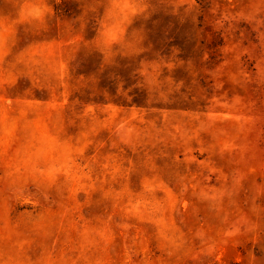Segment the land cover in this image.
<instances>
[{"label":"rangeland","instance_id":"rangeland-1","mask_svg":"<svg viewBox=\"0 0 264 264\" xmlns=\"http://www.w3.org/2000/svg\"><path fill=\"white\" fill-rule=\"evenodd\" d=\"M0 264H264V0H0Z\"/></svg>","mask_w":264,"mask_h":264}]
</instances>
